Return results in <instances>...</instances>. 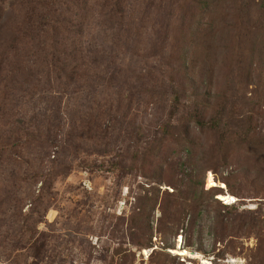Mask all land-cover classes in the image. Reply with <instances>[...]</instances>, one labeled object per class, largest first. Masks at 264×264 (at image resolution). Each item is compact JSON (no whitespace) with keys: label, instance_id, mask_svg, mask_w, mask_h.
Instances as JSON below:
<instances>
[{"label":"rangeland","instance_id":"374dc122","mask_svg":"<svg viewBox=\"0 0 264 264\" xmlns=\"http://www.w3.org/2000/svg\"><path fill=\"white\" fill-rule=\"evenodd\" d=\"M0 264H264V0H0Z\"/></svg>","mask_w":264,"mask_h":264},{"label":"bare ground","instance_id":"6f19581e","mask_svg":"<svg viewBox=\"0 0 264 264\" xmlns=\"http://www.w3.org/2000/svg\"><path fill=\"white\" fill-rule=\"evenodd\" d=\"M229 201L228 198H224V201ZM178 248L177 250L175 251L176 253H178L179 255L181 256H185V255H193L194 253L193 252H190L189 250H185L183 249V239L180 237L178 238ZM197 256V255H196Z\"/></svg>","mask_w":264,"mask_h":264}]
</instances>
